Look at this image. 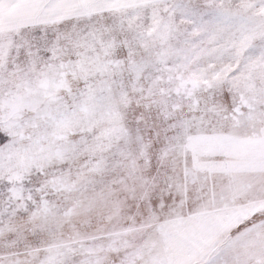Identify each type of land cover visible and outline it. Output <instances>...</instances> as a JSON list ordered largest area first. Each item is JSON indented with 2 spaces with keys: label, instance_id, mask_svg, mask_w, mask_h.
Returning <instances> with one entry per match:
<instances>
[{
  "label": "snow or ice",
  "instance_id": "obj_1",
  "mask_svg": "<svg viewBox=\"0 0 264 264\" xmlns=\"http://www.w3.org/2000/svg\"><path fill=\"white\" fill-rule=\"evenodd\" d=\"M0 264H264V0H0Z\"/></svg>",
  "mask_w": 264,
  "mask_h": 264
}]
</instances>
